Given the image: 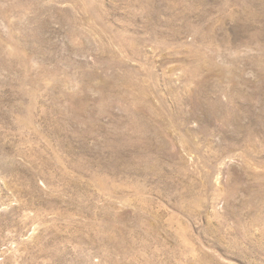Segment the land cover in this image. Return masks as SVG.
<instances>
[{
  "label": "rangeland",
  "instance_id": "1",
  "mask_svg": "<svg viewBox=\"0 0 264 264\" xmlns=\"http://www.w3.org/2000/svg\"><path fill=\"white\" fill-rule=\"evenodd\" d=\"M0 264H264V0H0Z\"/></svg>",
  "mask_w": 264,
  "mask_h": 264
}]
</instances>
